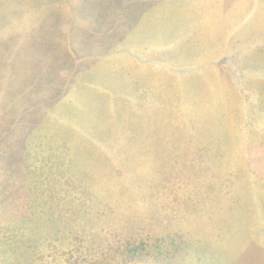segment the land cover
Returning <instances> with one entry per match:
<instances>
[{
  "label": "rangeland",
  "instance_id": "1",
  "mask_svg": "<svg viewBox=\"0 0 264 264\" xmlns=\"http://www.w3.org/2000/svg\"><path fill=\"white\" fill-rule=\"evenodd\" d=\"M0 264H264V0H0Z\"/></svg>",
  "mask_w": 264,
  "mask_h": 264
}]
</instances>
